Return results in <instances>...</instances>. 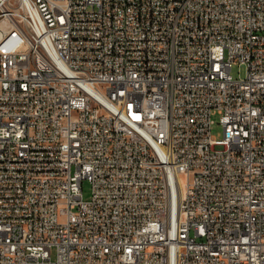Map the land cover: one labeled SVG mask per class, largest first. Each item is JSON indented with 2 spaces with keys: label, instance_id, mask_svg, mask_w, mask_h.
<instances>
[{
  "label": "built area",
  "instance_id": "2783aa9c",
  "mask_svg": "<svg viewBox=\"0 0 264 264\" xmlns=\"http://www.w3.org/2000/svg\"><path fill=\"white\" fill-rule=\"evenodd\" d=\"M0 264H264V0H0Z\"/></svg>",
  "mask_w": 264,
  "mask_h": 264
},
{
  "label": "rangeland",
  "instance_id": "374dc122",
  "mask_svg": "<svg viewBox=\"0 0 264 264\" xmlns=\"http://www.w3.org/2000/svg\"><path fill=\"white\" fill-rule=\"evenodd\" d=\"M230 72L232 73L233 76L244 75L245 74V67H244V65H238L236 62H233L232 65H231ZM212 118H213L212 129H211L212 132L216 136H221L222 127L217 122L218 121V115L217 114H213ZM89 188H90L89 182L84 180V182H83V193H84V196L89 195V190H90ZM51 253H52V257H54L55 256L54 248H52V252Z\"/></svg>",
  "mask_w": 264,
  "mask_h": 264
}]
</instances>
